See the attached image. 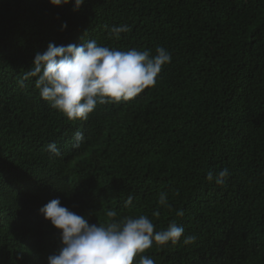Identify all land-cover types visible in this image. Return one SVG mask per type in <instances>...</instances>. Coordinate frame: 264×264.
I'll use <instances>...</instances> for the list:
<instances>
[{"label":"trees","instance_id":"obj_1","mask_svg":"<svg viewBox=\"0 0 264 264\" xmlns=\"http://www.w3.org/2000/svg\"><path fill=\"white\" fill-rule=\"evenodd\" d=\"M121 24L131 31L116 40L108 28ZM90 39L153 55L162 46L172 60L155 87L85 121L51 108L35 78L18 85L49 43ZM225 167L224 185L206 179ZM57 198L90 223L111 209L196 235L153 243L142 255L155 264H264V0H85L76 11L71 0H0V264H47L60 236L39 209Z\"/></svg>","mask_w":264,"mask_h":264},{"label":"clouds","instance_id":"obj_2","mask_svg":"<svg viewBox=\"0 0 264 264\" xmlns=\"http://www.w3.org/2000/svg\"><path fill=\"white\" fill-rule=\"evenodd\" d=\"M73 11L80 8L85 0H71ZM52 6H63L70 0H49ZM63 24L61 29L66 28ZM107 27V26H106ZM112 38L119 40L121 33L131 31L128 24L108 28ZM170 52L162 47L137 50H119L101 45L95 39L67 46L49 43L46 51L37 52L31 67L18 80L20 87L35 78L34 87L43 101L62 113L68 120L85 121L97 105L128 101L146 88L155 87L157 77L164 65L170 63ZM84 142V134H74L73 148ZM50 158L59 157L60 149L55 142L46 146ZM225 167L217 173L209 171L206 179L216 185H224L229 177ZM178 195V193H176ZM129 196L126 205H131ZM158 204L171 211L168 194L161 192ZM45 220L58 230L60 246L56 253L47 257V264H155L142 255L153 246L166 247L181 241L189 245L196 241L195 234L184 236L185 229L175 221L166 229L156 230L152 220L146 215L124 216L115 219L117 212L107 210L109 218L104 223H90L85 215H79L62 206L59 198L50 200L39 209ZM159 216V211L153 213ZM181 217L183 210H176ZM138 257V259H136Z\"/></svg>","mask_w":264,"mask_h":264}]
</instances>
